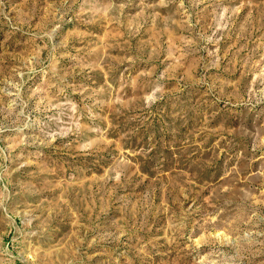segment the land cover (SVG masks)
<instances>
[{
    "label": "rangeland",
    "instance_id": "rangeland-1",
    "mask_svg": "<svg viewBox=\"0 0 264 264\" xmlns=\"http://www.w3.org/2000/svg\"><path fill=\"white\" fill-rule=\"evenodd\" d=\"M0 264H264V0H0Z\"/></svg>",
    "mask_w": 264,
    "mask_h": 264
}]
</instances>
